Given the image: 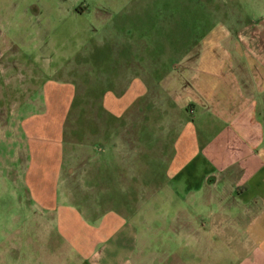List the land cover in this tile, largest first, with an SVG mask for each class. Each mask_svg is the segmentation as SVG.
I'll list each match as a JSON object with an SVG mask.
<instances>
[{
  "label": "rangeland",
  "instance_id": "obj_1",
  "mask_svg": "<svg viewBox=\"0 0 264 264\" xmlns=\"http://www.w3.org/2000/svg\"><path fill=\"white\" fill-rule=\"evenodd\" d=\"M262 28L264 0H0V264L19 263V252L34 258L36 226L67 221L50 210L66 198L60 174L79 163L83 179L84 159L73 154L82 149L93 163L110 161L104 151L129 128L138 76L208 49L253 52ZM159 222L156 258L164 250L187 264H248L209 230L204 240L179 237Z\"/></svg>",
  "mask_w": 264,
  "mask_h": 264
},
{
  "label": "crops",
  "instance_id": "obj_2",
  "mask_svg": "<svg viewBox=\"0 0 264 264\" xmlns=\"http://www.w3.org/2000/svg\"><path fill=\"white\" fill-rule=\"evenodd\" d=\"M257 41L253 52L238 43L223 54L208 49L192 63L184 57L185 64L153 65L146 79L138 76L129 128L117 129L104 151L110 161L73 152L84 159V177L71 163L58 185L66 198L50 208L67 221L61 215L63 225H37L36 240H28L35 257L25 261L19 252L14 263L170 264L174 256L187 264L164 250L156 258L158 219L179 237L204 240L209 230L243 262L264 264V28Z\"/></svg>",
  "mask_w": 264,
  "mask_h": 264
}]
</instances>
